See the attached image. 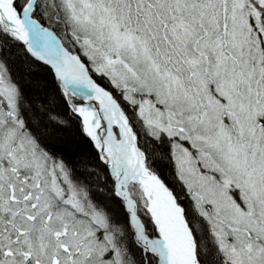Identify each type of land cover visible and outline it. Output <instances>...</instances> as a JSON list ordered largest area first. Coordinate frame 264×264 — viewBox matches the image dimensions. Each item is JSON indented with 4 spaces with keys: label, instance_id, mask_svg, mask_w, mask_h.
I'll use <instances>...</instances> for the list:
<instances>
[{
    "label": "snow or ice",
    "instance_id": "1",
    "mask_svg": "<svg viewBox=\"0 0 264 264\" xmlns=\"http://www.w3.org/2000/svg\"><path fill=\"white\" fill-rule=\"evenodd\" d=\"M0 264H264V0H0Z\"/></svg>",
    "mask_w": 264,
    "mask_h": 264
}]
</instances>
